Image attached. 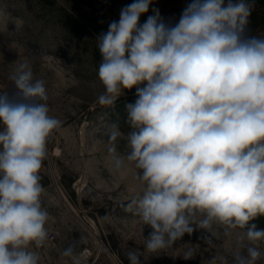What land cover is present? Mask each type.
I'll use <instances>...</instances> for the list:
<instances>
[{"label":"clouds","instance_id":"clouds-1","mask_svg":"<svg viewBox=\"0 0 264 264\" xmlns=\"http://www.w3.org/2000/svg\"><path fill=\"white\" fill-rule=\"evenodd\" d=\"M152 5H124L96 37L98 104L114 108L125 89L137 97L125 104L127 136L118 123L108 126L111 168L131 169L136 185L125 211L151 229L141 232L143 251L126 252L128 264H145L186 234L212 245L218 229L233 242L232 257L208 264H257L264 229L251 222L264 216V36L250 34L254 0H187L178 19ZM8 79L11 91H0V264H40L36 249L49 239L40 173L62 121L30 62L17 61ZM195 254L189 246L182 259ZM61 255L82 264L76 245Z\"/></svg>","mask_w":264,"mask_h":264},{"label":"rangeland","instance_id":"rangeland-1","mask_svg":"<svg viewBox=\"0 0 264 264\" xmlns=\"http://www.w3.org/2000/svg\"><path fill=\"white\" fill-rule=\"evenodd\" d=\"M84 1L0 0V91L9 87L16 62L27 60L35 77L46 83L51 114L62 121L47 144L40 173L45 189L42 207L49 213V239L36 249L40 264H71L61 255L69 245L83 253L82 264H128L126 252L143 251L141 232L147 236L151 231L137 215L125 211L136 192L132 170L114 173L108 158V126L118 123L127 136L125 104L133 102L136 90L125 89L114 108L100 106L97 97L104 89L98 77L97 35L92 30L85 37L75 35L62 22L66 13L79 21L87 16L92 28L107 31L111 20H118L119 10L133 0H93L91 6ZM186 2L153 0L151 7L166 19H178ZM151 7L141 22L152 14ZM249 19L250 34H259L264 28L260 0H254ZM126 144L119 138L117 151L125 153ZM217 233L212 245L198 241L199 233L186 234L184 242L148 257L145 264H208L219 255L231 259L233 242L222 230ZM81 237L87 243L80 244ZM189 246L196 254L186 261L182 253ZM260 247L264 251V243ZM257 264H264V258Z\"/></svg>","mask_w":264,"mask_h":264},{"label":"trees","instance_id":"trees-1","mask_svg":"<svg viewBox=\"0 0 264 264\" xmlns=\"http://www.w3.org/2000/svg\"><path fill=\"white\" fill-rule=\"evenodd\" d=\"M84 2H86L89 6H91L93 0H85ZM260 2L263 3L264 5V0H260ZM85 18H86L85 20L79 21L76 18H74L72 15L66 13L65 15H63V19H62L63 26L70 33H73L81 37H85L89 35L90 30H92L93 33L97 36L102 32H106L105 30H101L96 27L92 28V25L90 24V22H88L89 18L87 16ZM260 30L261 32H264V28ZM251 34L255 35L256 32H253ZM93 57L95 60H98V54L94 53ZM136 98L137 97L134 96L131 100H133L134 102ZM133 102L131 101V103ZM251 223L256 224L257 228L259 229H264V216L258 217L257 219L253 220Z\"/></svg>","mask_w":264,"mask_h":264},{"label":"built area","instance_id":"built-area-1","mask_svg":"<svg viewBox=\"0 0 264 264\" xmlns=\"http://www.w3.org/2000/svg\"><path fill=\"white\" fill-rule=\"evenodd\" d=\"M257 35H261V36H264V33L263 32H260L259 34H257Z\"/></svg>","mask_w":264,"mask_h":264}]
</instances>
